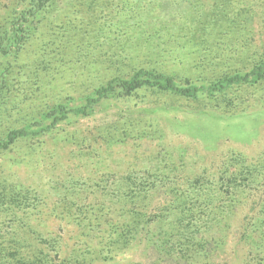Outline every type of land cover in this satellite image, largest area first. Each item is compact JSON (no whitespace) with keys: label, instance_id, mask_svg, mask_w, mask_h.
Instances as JSON below:
<instances>
[{"label":"rangeland","instance_id":"1","mask_svg":"<svg viewBox=\"0 0 264 264\" xmlns=\"http://www.w3.org/2000/svg\"><path fill=\"white\" fill-rule=\"evenodd\" d=\"M240 2L249 20L242 27L221 21L218 34L200 35L199 29L186 46L122 53L127 56L119 63L124 72L154 67L178 86L199 87L195 96L147 88L110 96L87 116L69 114L52 131L0 155V185L35 193L37 206L27 209L33 221L45 218L39 230L63 232L68 249H76L77 228L68 220L77 213L72 204L82 206L85 197L130 175L148 189L155 187L147 198L145 232L112 260L90 264H264V76L208 91L235 71L250 72L264 57V0ZM40 37L45 42H32L20 61L31 63L40 54L52 60L58 70L54 80L47 78L52 101L72 96L76 100L70 105L83 104L93 87L114 78V71L106 69L108 60L106 66L102 59L93 65L94 53L76 49L66 57L57 51L52 32L46 40ZM69 58H78L82 66L67 65ZM191 214L198 216L191 220ZM56 217H67L70 224ZM179 248L188 250L184 257Z\"/></svg>","mask_w":264,"mask_h":264},{"label":"trees","instance_id":"2","mask_svg":"<svg viewBox=\"0 0 264 264\" xmlns=\"http://www.w3.org/2000/svg\"><path fill=\"white\" fill-rule=\"evenodd\" d=\"M240 1L0 0V155L23 140L52 131L69 114L87 116L93 105L110 96H130L144 88L185 98L195 96L199 87L189 82L178 86L172 76L159 74L154 67L132 66L128 73L124 72L119 63H125L127 56L122 53L134 52L136 47L157 51L167 45L186 46L187 38L195 36L199 29L200 35L218 34L221 21L242 27L249 20L248 12L238 7ZM51 32L54 43L61 48L57 51L67 53L66 57L74 49L91 51L93 65H99L101 59V64L108 60L106 69L115 73L113 79H104L93 90L92 84L87 86L85 90L91 92L84 95L83 104L70 105L76 100L72 96L60 100L55 95L54 101L49 99L47 78L54 80L52 75L58 73L50 65L51 59L40 54L31 63L20 61L32 42H45L40 36L46 40ZM111 55L117 61H112ZM70 64L82 66L78 58H69L67 65ZM58 65L62 73L59 61ZM263 76L264 57L252 64L250 72L241 75L235 71L213 83L208 91H221ZM30 80L35 82L32 86ZM149 187L145 181H132L129 175L113 187H103L94 197H85L82 206L74 202L77 213L69 215L68 220L77 228L75 238L80 243H74L76 249H68L63 232L57 235L39 230L45 218L33 221L30 217L27 208L36 207L33 202L38 201L34 192L0 185V264H90L99 259L112 260L116 252L138 243L145 232L150 216L147 198L155 188ZM197 216L191 214L190 219ZM66 218L56 217L70 224ZM182 221L180 216L179 225ZM178 251L184 257L183 252L188 250Z\"/></svg>","mask_w":264,"mask_h":264}]
</instances>
